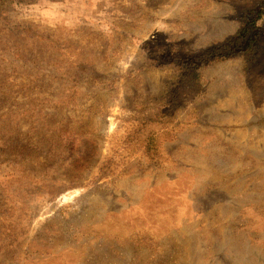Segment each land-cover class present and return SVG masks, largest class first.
<instances>
[{
  "label": "rangeland",
  "instance_id": "1",
  "mask_svg": "<svg viewBox=\"0 0 264 264\" xmlns=\"http://www.w3.org/2000/svg\"><path fill=\"white\" fill-rule=\"evenodd\" d=\"M0 264H264V0H0Z\"/></svg>",
  "mask_w": 264,
  "mask_h": 264
}]
</instances>
